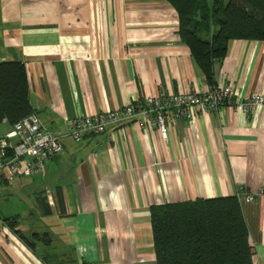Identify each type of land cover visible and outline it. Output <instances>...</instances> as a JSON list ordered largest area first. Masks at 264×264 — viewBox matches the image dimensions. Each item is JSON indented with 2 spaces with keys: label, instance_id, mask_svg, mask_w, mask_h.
<instances>
[{
  "label": "crops",
  "instance_id": "obj_1",
  "mask_svg": "<svg viewBox=\"0 0 264 264\" xmlns=\"http://www.w3.org/2000/svg\"><path fill=\"white\" fill-rule=\"evenodd\" d=\"M178 29L167 0H0V62L25 65L33 113L65 134L66 117L158 92H204L210 83ZM212 73L242 98L264 93V41L229 40ZM10 128L1 122L0 135ZM62 143L43 175L10 184L2 171L0 185L13 186L4 200L26 189L32 204L0 217H13L26 236L47 234L48 243L28 246L3 223L0 264H156L152 205L225 196L238 198L253 264H264V196H238L264 186V107L200 113L176 122L166 140L125 121ZM30 219L37 224L21 222Z\"/></svg>",
  "mask_w": 264,
  "mask_h": 264
},
{
  "label": "trees",
  "instance_id": "obj_2",
  "mask_svg": "<svg viewBox=\"0 0 264 264\" xmlns=\"http://www.w3.org/2000/svg\"><path fill=\"white\" fill-rule=\"evenodd\" d=\"M167 1L178 13L179 37L209 85L215 84L212 64L225 56L229 40L264 41V0ZM215 25L217 31L202 38ZM31 113L25 65L0 62V123L12 127ZM0 219L26 245L32 247L39 240L48 243L47 234L27 237L14 230L13 217ZM150 219L156 264H253L248 229L236 196L155 204L150 207Z\"/></svg>",
  "mask_w": 264,
  "mask_h": 264
},
{
  "label": "built area",
  "instance_id": "obj_3",
  "mask_svg": "<svg viewBox=\"0 0 264 264\" xmlns=\"http://www.w3.org/2000/svg\"><path fill=\"white\" fill-rule=\"evenodd\" d=\"M226 106L250 114L264 107V93L255 92L242 98L231 86L216 83L209 85L204 92H158L121 108L81 118L66 117L65 134L43 128L39 117L31 113L0 135V175L6 169V180L10 184L20 176L43 175L46 163L62 153L63 137L81 141L86 135L105 133L112 125L131 121L140 128H154L166 140L170 127L176 122L191 120L203 112H218ZM255 195L264 196V186L256 194L242 190L238 192V196L247 201L252 200ZM1 224L3 222L0 219Z\"/></svg>",
  "mask_w": 264,
  "mask_h": 264
},
{
  "label": "rangeland",
  "instance_id": "obj_4",
  "mask_svg": "<svg viewBox=\"0 0 264 264\" xmlns=\"http://www.w3.org/2000/svg\"><path fill=\"white\" fill-rule=\"evenodd\" d=\"M227 1L228 0H225V2ZM12 190H13V186L0 185V216H11L16 213L21 214V212L23 211L22 210L23 206H25V204L27 205L32 204V201L30 199L32 194H29V191L26 189L23 190L22 192L13 193L11 195L12 199H8V201L4 200L5 195H7ZM12 200L14 201V203L12 202ZM21 222L25 225H27L28 223H31V224L35 223V225L37 224V222L33 221V219H30L29 221L21 220ZM24 233L27 234V237L31 236L29 234L30 233L29 229L27 231H24ZM41 236H43V234Z\"/></svg>",
  "mask_w": 264,
  "mask_h": 264
}]
</instances>
